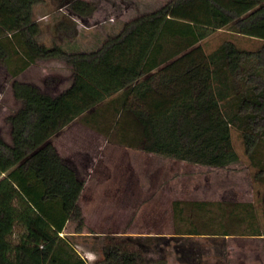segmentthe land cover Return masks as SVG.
<instances>
[{"label":"trees","instance_id":"16d2710c","mask_svg":"<svg viewBox=\"0 0 264 264\" xmlns=\"http://www.w3.org/2000/svg\"><path fill=\"white\" fill-rule=\"evenodd\" d=\"M45 2L0 0V64L22 103L8 119L10 141L0 133V264H90L74 239L84 229L85 182L52 143L77 120L112 142L209 167L239 162L235 128L254 181L264 185V0H171L92 52L39 42L34 8ZM67 6L81 18L98 9L87 0ZM222 29L261 45L224 39L205 51L202 42ZM49 59L72 70L59 95L16 79ZM174 218L179 236H264L251 202L175 201ZM71 221L74 234H64ZM141 240L105 235L96 264H149Z\"/></svg>","mask_w":264,"mask_h":264},{"label":"rangeland","instance_id":"374dc122","mask_svg":"<svg viewBox=\"0 0 264 264\" xmlns=\"http://www.w3.org/2000/svg\"><path fill=\"white\" fill-rule=\"evenodd\" d=\"M70 0H46L34 10L40 21L39 42L58 44L67 52H92L110 36H116L133 16L151 12L171 0H87L98 6L86 18L74 15ZM66 23L69 30L59 28ZM224 39L255 50L261 43L251 37L222 29L202 42L207 52ZM36 85L43 93L57 96L73 79L71 67L63 60H39L18 78ZM15 79L0 64V133L10 141L9 117L22 103L15 99ZM239 162L228 167L191 164L108 140L77 120L53 138L63 161L85 182L79 198L84 219L83 233L75 236L78 252L90 264L101 259L97 250L105 235L140 237L149 264H264V236L236 234L225 237L175 234V201L254 203L264 224V185L252 175L240 132L233 129ZM180 224L181 223H177ZM69 222L64 234H74ZM145 239V240H144Z\"/></svg>","mask_w":264,"mask_h":264},{"label":"crops","instance_id":"0c3cea01","mask_svg":"<svg viewBox=\"0 0 264 264\" xmlns=\"http://www.w3.org/2000/svg\"><path fill=\"white\" fill-rule=\"evenodd\" d=\"M40 6V5H39ZM36 7H38V6H36ZM36 7L34 8V10L36 9ZM157 9H159V8H157ZM155 11V10H154ZM151 12H153V11H151ZM147 13H150V12H147ZM143 14H146V12H144V13H140L139 15H136V16H133V18L132 19H134V18H136V17H138V16H140V15H143ZM131 19V20H132ZM38 21V20H37ZM39 23H40V21H38ZM121 32V31H120ZM119 34V33H118ZM39 37V36H38ZM33 65H35V64H33ZM32 65V66H33ZM230 236H232V235H230ZM229 236H227V237H225V238H228Z\"/></svg>","mask_w":264,"mask_h":264}]
</instances>
